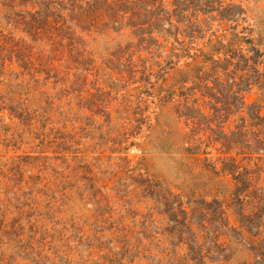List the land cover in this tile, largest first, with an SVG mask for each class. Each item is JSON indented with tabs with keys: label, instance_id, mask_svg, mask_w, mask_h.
I'll return each mask as SVG.
<instances>
[{
	"label": "rangeland",
	"instance_id": "rangeland-1",
	"mask_svg": "<svg viewBox=\"0 0 264 264\" xmlns=\"http://www.w3.org/2000/svg\"><path fill=\"white\" fill-rule=\"evenodd\" d=\"M0 264H264V0H0Z\"/></svg>",
	"mask_w": 264,
	"mask_h": 264
}]
</instances>
